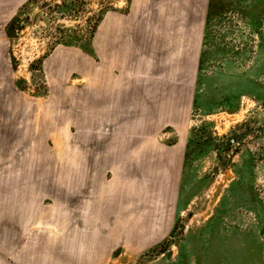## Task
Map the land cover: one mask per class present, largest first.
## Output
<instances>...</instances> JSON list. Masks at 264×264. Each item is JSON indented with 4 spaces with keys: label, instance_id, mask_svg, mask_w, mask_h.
I'll return each mask as SVG.
<instances>
[{
    "label": "crops",
    "instance_id": "1",
    "mask_svg": "<svg viewBox=\"0 0 264 264\" xmlns=\"http://www.w3.org/2000/svg\"><path fill=\"white\" fill-rule=\"evenodd\" d=\"M20 1H0V25ZM210 1L129 0L94 36L99 65L78 56L87 82L76 96L53 98L36 121L0 99V264H102L169 235ZM173 129L175 144L160 141ZM43 196L56 209L33 207ZM240 238L232 233L233 246ZM248 251L209 261L256 264Z\"/></svg>",
    "mask_w": 264,
    "mask_h": 264
},
{
    "label": "rangeland",
    "instance_id": "2",
    "mask_svg": "<svg viewBox=\"0 0 264 264\" xmlns=\"http://www.w3.org/2000/svg\"><path fill=\"white\" fill-rule=\"evenodd\" d=\"M128 2L21 0L14 24L0 25V99L20 113L31 110L36 121L53 98L76 96L72 89L87 82L86 60L100 63L93 44L105 15ZM192 93L177 197L171 189V232L141 253L118 251L102 264H216L210 256L222 249L224 256L249 249L264 264V0L210 1ZM178 136L175 129L159 135L171 146ZM33 207L56 209V199L35 198ZM247 232L253 238L243 241Z\"/></svg>",
    "mask_w": 264,
    "mask_h": 264
},
{
    "label": "trees",
    "instance_id": "3",
    "mask_svg": "<svg viewBox=\"0 0 264 264\" xmlns=\"http://www.w3.org/2000/svg\"><path fill=\"white\" fill-rule=\"evenodd\" d=\"M14 20H15V16L8 22V24L6 25V26H8V25H10V26H12V24H14ZM7 28V27H6ZM93 32H94V30H93ZM7 35H8V32H7ZM9 36V35H8ZM190 138H191V136H190ZM190 140V139H189Z\"/></svg>",
    "mask_w": 264,
    "mask_h": 264
}]
</instances>
